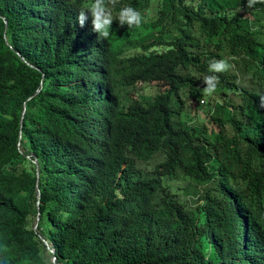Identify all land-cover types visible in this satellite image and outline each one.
<instances>
[{
  "label": "trees",
  "instance_id": "obj_1",
  "mask_svg": "<svg viewBox=\"0 0 264 264\" xmlns=\"http://www.w3.org/2000/svg\"><path fill=\"white\" fill-rule=\"evenodd\" d=\"M88 2L0 0V264H264V4L119 0L155 32L137 42L80 27ZM213 59L231 67L203 98Z\"/></svg>",
  "mask_w": 264,
  "mask_h": 264
},
{
  "label": "clouds",
  "instance_id": "obj_2",
  "mask_svg": "<svg viewBox=\"0 0 264 264\" xmlns=\"http://www.w3.org/2000/svg\"><path fill=\"white\" fill-rule=\"evenodd\" d=\"M119 0H90V2L83 4L79 10L76 20L80 27H84L86 22L91 18L92 31L98 34L99 38L105 40L111 34V28L114 20H118L120 26L127 25L128 28L139 27L144 23V17L141 12L132 6H123L119 12L114 16L113 10ZM257 4H264V0H246L244 7L253 8ZM231 65L227 59H213L208 63V72L210 75L203 76V82L206 85L203 87L202 97H212L216 92L219 73L227 72ZM199 78V77H198ZM200 99V103L204 99ZM264 101V97H262Z\"/></svg>",
  "mask_w": 264,
  "mask_h": 264
},
{
  "label": "rangeland",
  "instance_id": "obj_3",
  "mask_svg": "<svg viewBox=\"0 0 264 264\" xmlns=\"http://www.w3.org/2000/svg\"><path fill=\"white\" fill-rule=\"evenodd\" d=\"M262 7H263V5L258 7L256 10L257 20H264V8H262ZM246 10H248V11L244 10L242 12V16L252 18V16H251L252 8L246 9ZM145 23H146V20L144 19V23L141 26L137 27V32L141 36L133 39L134 41L139 42V41H145V40L152 38V36L155 32L148 30V27H146ZM170 31H171L170 35L172 36V33L174 35V28L172 25L170 26ZM128 42H130V41L125 40V42L122 43V47H123L124 51H128L129 50L128 47L130 48V50L134 49L133 46ZM156 48L161 49L162 46H156ZM234 65L236 66L235 63H234ZM155 87H157V85L155 86V84H153V83L152 84H150V83L140 84V85H137L136 88L131 89L128 92V96L133 97V98L134 97L143 98V96H150L154 93ZM158 87L162 88V86H158ZM182 96H184V95H182ZM184 100H185V103H184L183 111L188 116V117L185 116L184 119H186L185 122L188 125H191V126L197 125L201 128L203 127L206 129L207 133L212 132L211 131L212 128L215 129L218 127V125L216 123H214L213 121H211L209 119L207 113L204 111L205 110V108H204L205 104L204 103H203L204 105L199 106L195 102V98H193V97L189 98V97L184 96ZM233 101H237V104L240 106L241 110H243V111L246 110V98L241 99V97H239V94H236L233 97ZM178 193L180 194V198H183V200L185 201V203L187 205H190L192 203V197H191L190 192L183 191L182 189L179 188ZM25 261H26V259L22 260L19 263L23 264Z\"/></svg>",
  "mask_w": 264,
  "mask_h": 264
},
{
  "label": "water",
  "instance_id": "obj_4",
  "mask_svg": "<svg viewBox=\"0 0 264 264\" xmlns=\"http://www.w3.org/2000/svg\"><path fill=\"white\" fill-rule=\"evenodd\" d=\"M36 91H37V89H36ZM27 98H29V96H28ZM24 105H25V103L23 102L22 110H21V114H20V121H21L22 113H23V111H24ZM33 161H34V164H35V173H36L35 178H36V180H37V162H36L35 159H34ZM35 189L37 190V185H36V183H35ZM38 195H39V193H38V191H37V196H38ZM37 213H38V211H37ZM36 223H37V216H36V219H35V221H34V223H33V229L36 228ZM42 240H43L44 243H46V241H45L43 238H42ZM50 251H53V249L50 248ZM52 262H53V264H57V263L54 261V256H52Z\"/></svg>",
  "mask_w": 264,
  "mask_h": 264
},
{
  "label": "built area",
  "instance_id": "obj_5",
  "mask_svg": "<svg viewBox=\"0 0 264 264\" xmlns=\"http://www.w3.org/2000/svg\"><path fill=\"white\" fill-rule=\"evenodd\" d=\"M201 99V98H200ZM200 99H199V102H200Z\"/></svg>",
  "mask_w": 264,
  "mask_h": 264
}]
</instances>
